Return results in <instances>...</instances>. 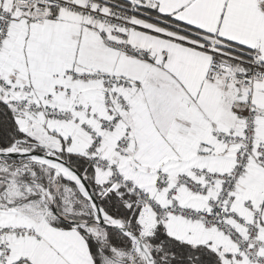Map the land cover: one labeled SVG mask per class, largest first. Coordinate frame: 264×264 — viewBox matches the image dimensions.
Returning <instances> with one entry per match:
<instances>
[{"label":"snow or ice","instance_id":"snow-or-ice-1","mask_svg":"<svg viewBox=\"0 0 264 264\" xmlns=\"http://www.w3.org/2000/svg\"><path fill=\"white\" fill-rule=\"evenodd\" d=\"M0 264H264V0H0Z\"/></svg>","mask_w":264,"mask_h":264}]
</instances>
